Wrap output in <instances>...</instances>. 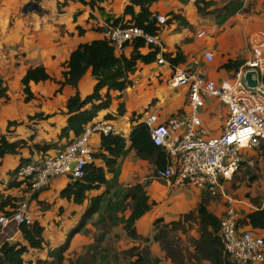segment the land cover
Here are the masks:
<instances>
[{
  "label": "crops",
  "instance_id": "obj_1",
  "mask_svg": "<svg viewBox=\"0 0 264 264\" xmlns=\"http://www.w3.org/2000/svg\"><path fill=\"white\" fill-rule=\"evenodd\" d=\"M58 1L62 0H50L40 3L28 1L21 7V14L14 16L17 3L21 1L0 0V86L6 87V93L10 97L9 100L0 98V135L4 134L9 141L25 139L27 144L55 143L57 145V147L45 151L36 150L38 153H29L28 156H24L19 152V154L14 155L17 157L13 159V163L6 167L5 173L18 164L21 156L31 157L34 160L38 158L36 154H39L40 157L47 153H54L64 147L66 140L65 138L60 139L59 133L66 123V100L74 94L76 89L82 97L89 94L93 89L95 80L89 69L78 81L76 88L66 84L61 87V90L57 91L59 84L52 80L37 83L30 82V90L34 98L28 102L24 101V95L21 100L13 101V97L9 93L11 83H14V86H20L22 90L20 80L26 70L40 64L46 68L51 77L56 80H63L62 71L65 69V63L71 51L79 43L103 39L106 26L111 24L108 18L122 15L124 7L128 3V0H94L93 6H90L84 4L82 0H72L68 6L62 7V11L58 12L56 10ZM249 1H256L252 12L242 17L240 22L230 25L226 33L231 40H235L233 37L237 35L238 42L236 41L231 46L230 44L226 45V47H220L215 41L213 42L221 34H216L215 24L209 19V15L202 17L197 12L194 0H158L154 2L150 6L151 12L163 14L167 18L166 24L158 25L159 28L155 34L163 45L162 52L175 53L177 47H179L185 56V61L178 66L199 69L206 76L215 80L229 76L232 71L221 68V65L227 59L241 58L246 61L251 56V49L254 47H260L264 52V12L260 13L261 7L264 6V0H237L231 3V6H234V9L239 6L242 8ZM42 10H45L46 13L40 14ZM135 10H138V7H135ZM79 11L81 12L78 13ZM174 14H178L180 18L171 19ZM90 15L92 16L90 17ZM238 15L239 13H235L227 18L221 26L229 25L228 22L235 21ZM129 18V16H125V19ZM187 22L192 25V30L188 28ZM199 24L205 29V37H196V33L200 29L197 26ZM77 26L82 28L81 32L77 29ZM248 41L250 42V50L245 47ZM230 42L229 40L228 43ZM148 47L149 45L144 42V47H141L140 51L146 53L149 50ZM236 47L238 48L236 49ZM132 50L133 45L129 43L124 46L121 52H115L116 54L123 53L129 56ZM206 50L213 52L214 63L207 62L204 59L203 52ZM171 71L172 67L168 63L158 64L157 61L149 64L138 63L135 71L129 75L132 85L121 92L109 90L112 97L110 107L98 112L94 119L104 118L108 113L113 115V119H108L111 125L122 131V134L126 136L134 123L132 122L133 113H155L158 116V122H164L168 116L186 110L187 94L185 89L172 88L167 82ZM13 75H15L14 78H12ZM2 80H5V83ZM105 92L106 88H103L101 93L104 94ZM120 103L124 105L122 115L117 112ZM226 112V107L215 99L209 100L200 110L203 126L208 135H217L220 132L223 121L219 119L220 116H223L224 119ZM35 113H41V117L29 121L30 127L26 126L27 123L24 119L33 116ZM8 121H23V123L7 128ZM91 140L94 151H96L100 146V136L94 135ZM126 147L127 150L119 158L115 172L106 174L108 186L101 185L88 193L89 196L104 195L100 211L95 213L86 223V228H92L88 235L83 234V228L81 232L72 237L69 247L64 252L65 258L62 264H66V256L72 250H75L78 254L84 246H91L95 241L103 239L108 231L107 237L110 235L114 238L117 237L115 244L119 250H126L134 245L141 247L139 243L144 240L140 237H130L124 229V221L122 220L130 214V199H124V194L131 185L136 183L144 185L150 208L135 221L133 226L135 231L132 232L131 230V233L144 237H152L150 234L155 220L162 219V222L178 220L184 214L195 211L202 199L207 201L208 210L218 218L224 214L225 209L228 207L237 212L238 219L247 212L264 207V139L257 147H244L242 149L241 165L233 175V177L236 174L240 176V180L237 181L238 187L231 193L227 192L232 177L227 182V198L217 196L221 197L219 201L213 198L216 196H211L205 189L182 185L177 183L175 179L166 181L154 177L156 168L164 166L167 162L163 148L161 150L164 152L165 158L162 155L157 159L156 155H152L150 159H144L137 156L129 142ZM11 155L13 154H6L0 158V163L9 160L8 157ZM95 162L98 161L95 160ZM8 180L9 177L4 180L3 184L6 190L22 188L33 194L40 189L31 191L30 188L23 185L8 188L6 186ZM49 181V189L45 191L53 195L51 199L53 217L63 219L69 213L72 214L73 218H77L66 228L65 239L69 229L77 223L86 202L78 205L60 196V191L70 182L69 175H58L52 177ZM106 188H108L107 192H105ZM24 201L28 203L29 210L34 213L36 221L42 225V222H44L42 221L43 214L46 215V211L35 210L34 212L31 206L33 201L31 200L30 203L27 200ZM10 210H7L8 213ZM94 222L98 224L97 227L91 226ZM196 224L198 228L197 220ZM99 225L100 228H98ZM239 226L244 230H252L264 237V227L252 228L249 224ZM7 228L12 229L13 232L6 234L4 230ZM15 228L16 230L12 224H9L6 228L4 226L0 229V245L4 241L24 242L16 225ZM196 232L194 239L199 237L198 230ZM10 237H13V239L10 240ZM106 240L107 238H105ZM113 240L115 241V239ZM101 244L98 245V248L92 246V249H100ZM145 244L148 245L151 253L161 261L162 258L157 254L156 242L150 239L148 242H144ZM33 251L36 252L37 250H30L27 254L30 255ZM27 254L26 257H28ZM163 257L165 258L166 255H163ZM50 259L46 255L45 260L50 261ZM205 262L208 263V261Z\"/></svg>",
  "mask_w": 264,
  "mask_h": 264
},
{
  "label": "trees",
  "instance_id": "obj_2",
  "mask_svg": "<svg viewBox=\"0 0 264 264\" xmlns=\"http://www.w3.org/2000/svg\"><path fill=\"white\" fill-rule=\"evenodd\" d=\"M158 0H128L124 7L123 14L108 18V21L113 24L127 25L134 24L140 27L147 34H156L158 25L152 18L150 6ZM84 4L93 6L94 0H82ZM213 4L211 0H194V5L200 15L208 14L209 5ZM138 7V10H135ZM129 16V19H125ZM178 14L172 15L171 19H179ZM77 29L82 30L77 26ZM133 50L129 56L123 53L116 54L114 48L109 42L103 39H95L90 42L79 43L70 53L68 60L65 63V69L62 71L63 80H56L51 77L43 65L29 67L20 82L22 84V92L24 101L28 102L34 98L30 90V82H40L52 80L59 84L57 91L61 87L69 84L72 87H77L78 81L90 69L91 75L95 80L92 91L82 97L76 89L74 94L66 100L65 113L67 114L66 123L60 129L59 138H65V144L72 141L84 129L85 125L95 118L98 112L108 109L111 104L112 97L109 90L123 91L128 86L132 85V80L129 75L135 71L138 63L149 64L155 62L159 49L149 45V50L146 53L140 51L144 47V40L139 38L131 43ZM163 58L171 67L178 66L185 61V56L179 47L175 53L162 52ZM244 63V59H227L221 68L226 71H235ZM106 88L104 94L101 90ZM0 98H8L6 87L0 86ZM117 112L119 115L124 113V105H118ZM143 113H133L131 129L125 136L122 133H108L100 135V146L96 151L92 152L93 161L87 163L83 168V174L77 178H70V182L60 191V196L72 201L75 204L86 205L81 213L77 223L72 226L64 241L56 247L47 248V257L50 261L38 260L37 264H62L64 260V252L70 245L72 237L81 232L86 223L92 216L100 211L101 203L104 198L103 194L89 196V192L99 188L101 185L108 186L107 173H114L118 166V160L121 155L127 150V143L135 150L137 156L150 159L152 155L160 158L165 154L161 148L155 146L150 139L148 127L139 118ZM32 117L40 118L41 113H35ZM31 118V117H30ZM105 119H113L114 116L106 114ZM20 124L18 121H8L9 128L12 125ZM27 145V140L17 139L9 141L4 134L0 135V158L6 154H19L20 148ZM55 143L38 144L35 143L36 150L45 151L55 147ZM31 157L21 156L18 164L7 172L9 180L8 188L20 187L21 185L29 188L26 177H18L20 167L28 162H31ZM97 160L98 162H95ZM108 188H106V191ZM129 198L130 214L122 219L124 221V229L132 238L140 237L145 242L150 239L160 242L161 248L165 251L166 257L174 264H186L183 253L168 242V228H184L187 222L193 219L197 220L199 237L192 240L193 251L190 260L197 264H202L208 261L209 264H232L229 257L223 250V244L219 235V218L207 208V201L202 199L195 211H191L182 216V218L170 222H162V219L154 221L155 233L152 237L139 236L136 233H131L135 221L139 219L150 208L148 196L144 189V185L136 183L131 185L124 199ZM7 202L0 201V209H4ZM10 213V212H9ZM7 211H2V214H9ZM249 224L252 228L264 227V207L245 213L238 219V225ZM18 229L21 232L24 242L19 241H4L0 245V264H30V259L26 254L30 250L42 251L46 247V242L43 236L44 227L34 221L30 225L20 224ZM168 242V243H167ZM129 258L127 264H159L160 259L151 253L148 245L145 244L142 248L139 245H134L126 250H123ZM261 264H264V260Z\"/></svg>",
  "mask_w": 264,
  "mask_h": 264
},
{
  "label": "built area",
  "instance_id": "obj_3",
  "mask_svg": "<svg viewBox=\"0 0 264 264\" xmlns=\"http://www.w3.org/2000/svg\"><path fill=\"white\" fill-rule=\"evenodd\" d=\"M151 16L157 25L166 24L165 15L152 12ZM103 36L116 52L141 38L145 44L159 49L158 64L168 63L161 54L163 45L157 36L145 33L137 25L111 23ZM205 36L204 30L196 33L198 38ZM203 57L212 62V51H204ZM247 71L255 72L256 86L247 85L244 79ZM167 82L172 88L185 89L187 109L168 116L164 122H158L155 113L144 112L139 118L148 127L153 144L163 148L166 154V164L156 168L154 177L175 179L179 184L205 189L211 196L227 198V182L240 167L242 149L257 147L264 139V52L254 47L251 56L237 70L220 80L206 77L199 69L175 66ZM212 99L227 111L217 135H208L200 115V110ZM108 133L123 132L108 119L93 118L62 149L23 164L17 176L27 178L31 191L46 186L58 175L80 177L84 166L93 161L91 137ZM10 222L17 227L34 222L26 201L18 202L8 215L0 214V229ZM219 235L229 258L242 264L263 262L264 237L239 226L237 212L230 207L219 217Z\"/></svg>",
  "mask_w": 264,
  "mask_h": 264
},
{
  "label": "rangeland",
  "instance_id": "obj_4",
  "mask_svg": "<svg viewBox=\"0 0 264 264\" xmlns=\"http://www.w3.org/2000/svg\"><path fill=\"white\" fill-rule=\"evenodd\" d=\"M20 3H17V8H16V13L14 14V16L20 15L21 12V7L28 1L30 2H36V3H40V2H48L50 0H20ZM76 1V0H73ZM213 2V4L209 5V9H208V14L206 15H201L202 17L204 16H210L209 19H211L214 24H215V28H216V34L220 33L221 35L218 37L217 40H213V42L215 41L216 44H218L220 47H226V45H234L235 42H238V36L236 35V37L234 36L233 38L235 40H231L229 39L228 35L226 34L228 31V28L230 27V25H233L235 22L238 23L240 22L241 18L244 16H247V14H250L252 12V9L254 8L255 2L256 1H249L246 2L245 6L240 8L241 6H239L238 8L234 9V6H231V3L237 1V0H211ZM70 2H72V0H62V1H58L56 3V10H58V12H61V8L64 6H68L70 4ZM8 4V2H7ZM240 8V10H238ZM235 10V12H234ZM238 10V11H236ZM231 11V12H230ZM233 11V12H232ZM81 11H79L78 13H80ZM264 12V6L261 7L260 13ZM46 13L45 10H42L40 12V14ZM235 13H239V15L237 16L235 21H230L228 22L229 25L225 24L223 26H221V24L223 22H226V19L231 17L232 15H234ZM242 14V15H241ZM92 15H90L91 17ZM89 17V18H90ZM235 23V24H236ZM188 28L191 29L192 25H190L188 22ZM200 30H204L203 26L201 24L197 25ZM192 30V29H191ZM228 39V40H227ZM227 40V41H226ZM231 41L230 43H228V41ZM227 42V43H226ZM250 42L248 41V44H246V49L250 50ZM237 46V45H236ZM238 47H236L237 49ZM252 51V49H251ZM213 53V52H212ZM215 56V55H214ZM211 63H214V57H213V61ZM16 66V64H15ZM15 75L12 76V78H14ZM208 77V76H206ZM5 83V80H2ZM1 82V81H0ZM3 84V83H2ZM9 93L11 94V97H13V101L14 100H21V97L24 95L22 93L21 87L20 86H14V83H11V88L9 89ZM9 96L7 98V100H9ZM6 102V101H4ZM225 107V106H224ZM31 117V118H30ZM35 118L32 116H28L26 117V119H24L26 126L30 127V123L29 121L34 120ZM224 122L223 116H220V119ZM20 124L17 125H12V126H18L21 125L23 123V121H19ZM222 122V124H223ZM11 127V126H10ZM8 132H10L9 129H7ZM32 140V139H30ZM57 147V145L55 146ZM38 151V150H37ZM36 151V148L34 147V143H30L27 144L25 146H23L22 148H20L19 152L24 155V156H28L29 153L35 154L38 153ZM37 157H39V154H36ZM42 156V155H41ZM17 156L11 155L8 157L9 160L5 161V162H1L0 163V201H6L7 203L4 206V211H7L8 209H11L12 207L16 206L18 202L27 200L29 203L31 202V200L33 201V203H31L32 206V210H41V211H46V215L45 213L44 218H42L44 222H42V225L44 227V231H43V236L45 239V244L46 247L42 250V251H33L32 253L29 254L28 252V257L30 259V264H37V261L40 260H45L46 259V250L48 247H56V245H58L59 243H61L64 239V235H65V231L66 228L69 227L71 225V223H73L74 220H76L77 218H73L72 214H67L66 218L63 219H57L55 217H53V207H52V202L51 199L53 197L52 194H48V192H46L45 190L49 189V185H50V181L47 183L46 186L40 188L38 191L34 192L33 194H30L29 191H26L25 189H11V190H6L3 186L4 184V180L8 178V174L5 173L6 172V167H8L10 165V163H13V159H15ZM241 165V164H240ZM7 176H6V175ZM240 180V176H238L237 174L233 177L229 188L227 190V192L231 193L232 191H234L238 185H237V181ZM23 190V191H22ZM45 191V192H44ZM226 192V194H227ZM41 196V198H39ZM209 197V195H208ZM215 199H217V201L221 200V197H213ZM2 209H0V213L3 211ZM31 210V211H32ZM8 212V211H7ZM37 212V211H36ZM31 214H33V219L34 221H36L35 215L32 212ZM36 214V213H35ZM9 224H12L13 228L16 230L15 225L13 222H10L7 224V226ZM91 224V223H90ZM89 224V225H90ZM94 224V225H93ZM5 226V228L7 227ZM91 226H95L97 227L98 224L97 223H92ZM104 229H106V227L104 225H102ZM101 226L99 225L98 228H100ZM110 229V228H109ZM168 242L173 245L175 247V249L181 251L183 253L184 259H185V263L186 264H197L196 262H194L193 260H190V257L192 255V240L196 237V230H197V224H196V220L193 219L191 222H187L184 225V228L181 229H176L174 227L172 228H168ZM92 228H86V226L84 227L83 230V234L84 235H88L91 232ZM6 234H11L13 232L12 229L7 228L4 230ZM109 233V231L107 232V234ZM155 233V229L153 227L152 229V233L150 234L151 236ZM106 234V233H105ZM107 234L104 236L103 239L99 240V241H95V243H93V245L91 246H84L83 250L78 254H76L75 250H72L67 256H66V264H127L128 262V257L126 256V254L123 252V250H119L116 246V240L117 237L114 236L112 237L111 235L107 237ZM16 237V236H14ZM119 237V236H118ZM105 238H107V240L105 241ZM115 239V241L113 239ZM9 239V238H8ZM13 237H10V240H12ZM15 239V238H14ZM102 241V242H101ZM144 242H138L140 244V248H142L144 246ZM156 242V245L158 247V255L162 258L161 261L159 262V264H173L170 262V260L167 257H163V255H165V251L161 248V244L160 242ZM167 242V243H168ZM103 243V244H101ZM101 244L102 246L100 247V249H92V246L95 247H99L98 245ZM78 252V251H77ZM39 257V258H38ZM229 261L232 264H242L239 263L231 258H229ZM202 264H208L207 262H202Z\"/></svg>",
  "mask_w": 264,
  "mask_h": 264
},
{
  "label": "water",
  "instance_id": "obj_5",
  "mask_svg": "<svg viewBox=\"0 0 264 264\" xmlns=\"http://www.w3.org/2000/svg\"><path fill=\"white\" fill-rule=\"evenodd\" d=\"M254 74H255L254 71H247L244 74V79L247 82V85L250 87H254L257 84V79L253 77ZM72 166H73V164H72ZM134 231H135V229L133 228L132 232H134Z\"/></svg>",
  "mask_w": 264,
  "mask_h": 264
}]
</instances>
